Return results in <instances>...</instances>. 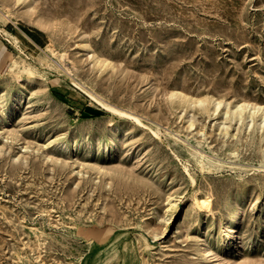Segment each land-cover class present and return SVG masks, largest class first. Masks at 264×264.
Segmentation results:
<instances>
[{
  "label": "rangeland",
  "instance_id": "obj_1",
  "mask_svg": "<svg viewBox=\"0 0 264 264\" xmlns=\"http://www.w3.org/2000/svg\"><path fill=\"white\" fill-rule=\"evenodd\" d=\"M0 49V264H264V0H0Z\"/></svg>",
  "mask_w": 264,
  "mask_h": 264
},
{
  "label": "bare ground",
  "instance_id": "obj_2",
  "mask_svg": "<svg viewBox=\"0 0 264 264\" xmlns=\"http://www.w3.org/2000/svg\"><path fill=\"white\" fill-rule=\"evenodd\" d=\"M5 16H7V14H5ZM90 96L91 97H94L93 95H91L90 94ZM18 99H17V97L14 99V101H17ZM200 101H203V99H201ZM248 104V103H247ZM106 107H108V108H110L111 110H113V111H115V112H118V113H121V114H125L126 116H129L130 114L129 113H127V112H124V111H122V110H118V109H116V108H113V107H111V106H109V105H107V104H104ZM244 105H238L237 107H236V109L235 110H233V113H236V114H238V115H240L241 114V111L246 107V106H244ZM253 108H255V107H253ZM256 108H260V106H257ZM264 108V107H263ZM258 110V109H257ZM254 111H255V109H253V111H252V113L251 114H253L254 113ZM137 120H138V118H136ZM263 119H264V111H263ZM116 145V142L114 141V140H111L110 142H108V143H106L105 144V148L107 149V150H111V149H113L114 148V146ZM205 155L204 154H202V153H198V162L199 163H201V165L202 166H204V165H206V167H207V169H212L213 168V165L210 163H206V161H204L205 159ZM215 165H217V166H223V164H221L220 162H217V163H214ZM195 200H196V203H197V208L199 209V211L200 212H204V211H207V210H209L210 209V200H209V196H207V195H205V196H203V197H196L195 196ZM176 210H179V208H177ZM237 215H238V210L236 211H234L233 212V216H231V218H230V220H235L236 219V217H237Z\"/></svg>",
  "mask_w": 264,
  "mask_h": 264
},
{
  "label": "crops",
  "instance_id": "obj_3",
  "mask_svg": "<svg viewBox=\"0 0 264 264\" xmlns=\"http://www.w3.org/2000/svg\"><path fill=\"white\" fill-rule=\"evenodd\" d=\"M1 50V49H0ZM1 54V53H0Z\"/></svg>",
  "mask_w": 264,
  "mask_h": 264
}]
</instances>
